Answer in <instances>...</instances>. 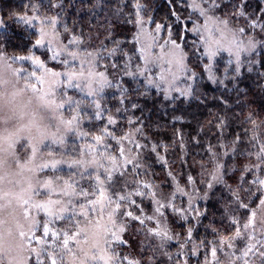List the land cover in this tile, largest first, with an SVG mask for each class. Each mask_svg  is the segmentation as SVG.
I'll list each match as a JSON object with an SVG mask.
<instances>
[{"label":"trees","instance_id":"obj_1","mask_svg":"<svg viewBox=\"0 0 264 264\" xmlns=\"http://www.w3.org/2000/svg\"><path fill=\"white\" fill-rule=\"evenodd\" d=\"M140 2L147 6V11L143 13L145 19L151 16L156 23L170 26L173 38L183 45L187 54V63L198 74V78L194 83L192 81L181 82L179 87L184 88L187 83H192L195 89V98H186L177 92H171V98L165 99L162 91L155 87L147 88L143 77L134 81L125 76L120 82L129 90L128 99L125 101L127 111L122 114L117 113L116 110L121 105L116 89L108 90L102 94L106 100V104L103 106L110 109L109 115L118 118L115 125L118 137L129 133L130 138L131 135H134L141 144L147 145L146 148L139 150L143 153L140 158L141 163L147 167L148 173L141 176L140 179L153 184L157 198L166 201L173 192H176L177 186L194 197L203 196L207 192L208 199H196L195 201V206L205 213L198 223L193 219L194 214L189 216L187 222H184L174 216L170 209L164 210L172 234L178 233L181 242L187 235L186 228L188 226L195 225V231L191 243H188L185 248L181 249L179 242L173 240L167 244L165 249L158 250L154 258L155 264H185V262L186 264H206V261L207 264H215L211 256L212 245L207 242L218 241L219 238L214 235L211 229H217L223 236L226 233H231L234 230V226L229 223L231 216L240 215L242 223L244 210H239V212L235 210L236 205L232 203L233 196L224 186L215 185L211 190L206 188V182L210 179L207 173L213 170L207 149L209 145H217L220 140L221 133L216 126L220 118H223L227 123L223 140L228 144L229 149L232 148L231 141L236 138L238 133L242 139H245L244 130L252 127L250 124L243 123L249 113L261 125V139H264V48H259L258 52L252 55L251 59L257 61L252 65V71L249 72L248 65L245 64L241 68L239 76L233 72V65H229L230 58L227 53L221 54L213 64V71L217 79L222 80L223 83L213 84L208 80V74L204 71V66L211 62L203 56L199 36L190 30L193 27L192 20H195L196 23H203V18H197L198 14L192 12V9L187 6L188 0H171V4L168 0H140ZM238 2L239 0H222L218 14L229 11L233 4ZM261 9H264V0H246L245 11L253 17L259 15L264 18ZM172 11L180 15V23L175 21V17L171 15ZM57 14H59L60 21L66 23L69 29L62 37L66 42L72 35H77L84 41L81 46L92 51L95 55L96 49L103 50L102 42L103 45L112 48V40H119L121 41L120 47L133 57L132 69L135 70L137 65L143 66V62L138 58V50L141 46L151 43V37L141 33L139 43L135 41L138 26L135 24L133 0H100L99 4H97V0H0V45L4 50L16 52L18 55H27L32 52L44 59L54 70L60 71L62 65L48 59L51 53L48 51L47 45L42 47L35 45V40L39 36L36 19L41 18L42 20L44 17H52ZM190 14L192 20L188 19ZM237 26H243L247 30V24L243 19L239 20ZM146 27L149 32L158 37L160 43L167 39L166 31L158 34L154 32L155 24ZM252 34L258 40H264V34L259 30ZM152 51L159 53L160 49L156 47ZM114 59L119 60L122 64L124 57L118 55ZM18 62L27 70L36 69L28 60ZM111 62L112 60L108 59L105 54V60L101 64H110ZM99 70L103 71L104 68L100 67ZM158 71L159 69L153 68L150 75ZM226 71L227 78H225ZM108 75L114 82L117 81V77L112 75L110 67ZM146 88L147 95H141ZM134 89L135 91H133ZM65 92L74 97L73 101L67 105L65 113H71V110L77 107L78 101L85 102L80 104V111L82 115H88L89 119L82 121V126L91 136L77 138L75 133H71L75 138V146L80 144L83 149L85 144L92 143L91 137L99 134L98 127L105 121L95 119V113L89 107L93 98L88 97L86 92L76 87L66 88L63 86L61 94ZM132 103L137 104L138 107L131 108ZM129 117L135 123L129 125L127 123ZM141 122L143 136L135 133V129L141 126ZM111 127L109 126L110 129ZM108 143L112 145L109 151H113L118 157L117 162L122 164L123 159L119 158V150L115 141L109 140ZM153 145L157 146L155 152L151 151ZM247 146V144H241L239 148L243 150ZM124 148L126 156H134L137 151L133 147V151L128 153L129 144L127 141L124 142ZM53 150L55 149L53 148ZM214 151L220 153L223 149L216 147ZM222 162L226 165L227 174L224 178L227 184L236 188L242 174L241 170L244 165L249 163V160L237 155L224 157ZM252 162H255L254 158ZM233 166L237 169L236 171H231ZM60 168L72 169L68 166H60ZM204 168L207 169V172L204 171ZM59 170L61 172V169ZM72 170L75 175V169ZM93 172V169H89L79 177L77 186L87 189L89 176ZM189 176L195 181L194 184L189 183ZM245 178L250 182L253 177L248 174ZM240 195L244 198L243 192ZM134 199H136L139 208L133 205L130 210L135 215H141V208L144 216L154 214V204L151 199L141 197H134ZM187 199V196L177 192L174 203L178 207H186ZM81 201L82 199L79 198L78 202ZM70 217L71 213L65 215V221ZM63 224V221L55 220L51 227L59 230ZM146 226L154 228L156 224L154 221H146ZM140 227L138 221H131L124 233V239L128 243L121 247L126 254L140 259L142 264H148V257L153 256V252L147 246L150 244L154 246L159 243V240L149 237L146 233L138 232ZM38 234L42 235V231L38 230ZM46 239L49 245L53 244L51 236ZM201 240L205 241V245L197 247ZM142 242L145 246L144 251H141ZM33 246H35V241H33ZM238 247L240 249L242 247L240 241L237 242L234 250H227L224 247L223 252L218 251L219 261L231 256L235 264H243L242 261L236 260V257L240 255ZM165 251L172 257L171 260L168 256L163 255ZM194 252L195 254H193ZM231 253H235V255H231ZM32 264H36L34 256ZM45 264H50L47 258H45Z\"/></svg>","mask_w":264,"mask_h":264},{"label":"snow or ice","instance_id":"obj_2","mask_svg":"<svg viewBox=\"0 0 264 264\" xmlns=\"http://www.w3.org/2000/svg\"><path fill=\"white\" fill-rule=\"evenodd\" d=\"M168 2L171 4V0H168ZM99 3L100 0H97V4ZM221 3L222 0H188L187 5L192 9L193 13L198 14L197 18H203V23H196L195 20H192L191 14L188 17L193 23V27L190 30L200 38L203 56L207 57L208 61L211 62L204 66V71L208 74V80L213 84L223 83L222 80L217 79L213 71V64L221 54L227 53L230 58L228 61L229 65H233V72L236 76H239L241 68L245 64L248 65V71H252V65L257 63L256 60L251 59L252 55L257 53L259 48H264V40H258L252 34L256 30L264 34V18L259 15L253 17L245 11L246 0H239L238 3L233 4L229 11L218 14ZM133 4L136 16L135 24L138 26V33L135 37L136 43H139L141 33L151 37V43L147 46H141L138 50V58L143 62L142 67L137 65L135 70L132 69L133 57L120 47L121 41L119 40H112V48H108L102 42L101 47L103 50L100 48L96 49L95 55L92 51L81 46L84 41L77 35H72L67 42H64L63 34L68 32L69 29L66 23L60 21L59 14L52 17H44L41 20L39 36L35 40V45L42 47L46 44L48 51L51 53L48 59L57 61L62 65V71L54 70L44 59L32 52L15 57L17 61L28 60L39 69V71L33 70L27 73L28 77L34 78L38 85H43L42 74L46 73L57 78V86L76 87L86 92L88 97L93 98L89 107L93 109L97 121L103 120L105 122L98 127L100 129L99 134L91 137L92 143L89 144V150L98 151L101 155L106 156L108 160L107 165H101L100 169L94 170V174L89 176V187L87 189L80 188L77 193L79 198H83L79 203L80 210L76 211L74 207L71 211V217L67 221H65V212L58 213L53 210L54 205L59 202L53 197H60L64 193L56 190L52 180H48L41 186L42 189L47 191L49 199L47 201H37L33 205L37 219L28 238L30 245H32L33 253L29 257V264H32L33 256L36 264H45V258L50 261V264H57L58 259L62 264L63 257H58L55 254L57 246L60 245L65 250H70L71 247L75 246L81 236L80 221L89 217H95L98 226L101 221H105V217L107 218L103 246H96L90 257L93 264H142L140 259L126 254L121 247L128 243L124 239V233L127 231L131 221L139 222L141 227L137 230L138 232L146 233L149 237L159 240L158 244L147 246L153 252V256L148 257V264H155L154 258L158 250L165 249L167 244L173 240L179 242L181 249L185 248L188 243H191L193 232L195 231V225L188 226L186 228L187 235L181 242L178 233L172 234L164 210L170 209L174 216L184 222H187L189 216L194 214L193 219L198 223L205 214L195 206V201L196 199H208L207 192L203 196L194 197L177 186L176 192H173L166 201L157 198L153 184L140 179L141 176L148 174L147 167L141 163L140 159L143 153L139 151L142 148H146L147 145L141 144L135 139L134 135H131L130 138L129 133H124V135L118 137L115 129L118 118L109 115L110 109L103 106L106 104V100L102 94L108 92V90L116 89L121 105L116 111L121 114L127 111L125 101L128 99L129 90L120 82L125 76L134 81L138 80L139 77H143L147 88L155 87L157 90L162 91L165 99L171 98V92H177L182 97L195 98V89L192 83H187L184 88L179 87L181 82L192 81L194 83L198 78V74L187 63V54L183 45L173 38L170 26L156 23L151 16L145 19L143 13L147 11V6L142 4L140 0H133ZM261 13H264V9H261ZM171 15L175 17L177 23L181 22L180 15L175 11H172ZM240 19L246 22L247 30L243 26H237ZM151 24H155V33L167 32V39H164L163 43H160L158 37L147 30L146 26ZM49 27L52 30L51 35L59 38V47L49 38L50 34L46 31V28ZM156 47H159V53L152 51ZM83 52H87L89 56L93 57L92 62L88 66L89 80L84 87L76 79L78 75H83L84 73L85 64L79 59L78 55ZM105 54L112 62L102 65L101 62L105 60ZM118 55L124 57L122 64L119 60L114 59ZM100 67H103L104 70H99ZM109 67L112 69V75L117 77L115 82L109 78ZM76 68L80 69L79 73L75 71ZM153 68L159 69V71L150 75ZM69 69H73V71L70 72ZM225 78H227V71ZM36 86L33 85V87ZM147 88L141 95H147ZM64 95L69 96L68 104H70L72 102L70 95L66 92ZM52 103L55 104L56 101L53 100ZM58 107L64 109L65 104L60 103ZM137 107V104H131V108L135 109ZM73 111L72 109L71 112ZM83 117H87V120L89 119L88 115H82L80 101H78L75 114L72 115L68 123L76 122L80 125ZM127 123L131 125L135 121L129 117ZM243 123L250 124L252 127L244 130L245 139H242L238 133L236 138L231 141L232 148L229 149L228 144L223 140L227 123L223 118H220L216 125L221 133L220 140L217 145H209L207 149L209 162L212 163L213 170L207 173L210 179L206 182V188L211 190L215 185L224 186L233 196L232 203L236 205L235 210L237 212L244 210L243 223H241L240 215H232L229 220L230 225L234 226L233 235L223 236L217 229H211L214 235L219 238L218 241L207 242V244L212 245L211 256L215 264H220L217 252H223L225 246L229 249L235 248L237 240L243 241L244 247L241 249L240 255L236 257V260L242 261L243 264H251L250 260L247 259L251 254L258 257L259 264H264V216L261 215V210H264V139H261V125L257 123L251 113H249ZM109 126H112L111 129ZM135 133H139L141 136L144 135L142 122L141 126L135 129ZM84 137H87V133L84 134ZM109 140L115 141L119 150V158L123 159L122 164L117 162V155L113 151H109L112 148V145L108 143ZM125 141L129 144L128 153L133 151V147L137 150L134 156L125 155ZM241 144H247L248 146L241 150L239 148ZM156 147V145H153L151 151L155 152ZM216 147L223 149V151L220 153L215 152L214 148ZM32 151L34 153L35 149L33 148ZM237 155L249 160V163L243 166L236 188H232L224 178L227 171L226 165L222 160L224 157ZM253 158L255 162H252ZM57 163L52 161L44 164L42 168L56 169ZM129 165H131V168H129ZM202 167L204 166L202 165ZM236 170L234 166L231 169V171ZM204 171L207 172V169L204 168ZM248 174L253 177L250 182L245 178ZM188 179L190 184L195 183L191 176ZM66 187H72V185L66 184ZM177 192L188 197L186 207H178L174 203ZM241 192L244 193V198L241 197ZM134 197L151 199L154 204V214L144 216L141 208V215H135L130 210L133 205L139 208ZM25 203L28 202L25 201ZM41 213L43 216H41ZM30 214V211L25 212V215ZM44 217H47V219ZM53 220L63 221L68 227L62 226L59 230L53 229L50 226ZM146 221H154L156 227H147ZM38 230L42 231V235L38 234ZM49 236L53 239V244L51 245L48 244L46 239ZM33 241H35V246H33ZM204 245L205 241L201 240L197 247ZM144 250L145 246L142 242L141 251ZM163 255L168 256L169 260L172 258L166 251L163 252ZM231 255H235V253H231ZM233 264H235V261H233Z\"/></svg>","mask_w":264,"mask_h":264},{"label":"clouds","instance_id":"obj_3","mask_svg":"<svg viewBox=\"0 0 264 264\" xmlns=\"http://www.w3.org/2000/svg\"><path fill=\"white\" fill-rule=\"evenodd\" d=\"M46 31L59 47V38L51 35V28H46ZM78 55L85 68L83 75L76 79L84 87L89 80L88 66L93 57L87 52ZM16 56L18 53L6 51L0 45V264H29L33 253L28 238L37 219L33 205L49 199L48 195L37 194L42 185L52 180L56 190L64 193L53 197L59 201L54 205V211L68 214L74 207L79 211L78 178L89 169L98 170L101 165L108 164L106 156L89 150V144H85L83 149L80 144L68 145L67 138L71 133H75L77 138L84 137L86 133L87 137L91 136L82 124L68 123L75 114V108L73 112L65 113L58 107L60 103L67 105L69 96L58 91L61 86H57L56 77L42 74L41 86L34 78L21 75L28 70L22 68ZM75 71L79 73L80 69ZM70 98L73 101L74 97L70 95ZM84 103L80 101V104ZM82 120L86 121L87 117ZM45 142L59 150H42ZM69 147L73 150L66 152ZM52 161L58 162L57 167L66 165L75 169L76 174L44 175V170L49 168L42 166ZM66 184L72 187H66ZM26 211L31 214L25 215ZM261 215L264 216V210H261ZM106 219L99 226L95 217L80 221L81 236L77 244L70 250L58 245L55 250L58 257H63L62 264H93L90 257L96 246H103ZM63 226L68 227L67 224ZM57 264H61L59 259ZM220 264H233V260L227 256Z\"/></svg>","mask_w":264,"mask_h":264},{"label":"rangeland","instance_id":"obj_4","mask_svg":"<svg viewBox=\"0 0 264 264\" xmlns=\"http://www.w3.org/2000/svg\"><path fill=\"white\" fill-rule=\"evenodd\" d=\"M36 21H37L38 26L40 27V24H41V18L36 19ZM36 26H37V25H36ZM64 42H66V41L64 40ZM62 70H63V68L61 67L60 71H62ZM28 71H33V70H28ZM35 71H39V69L36 68ZM21 75H27V72L21 73ZM58 91L61 93V92L63 91V86H61L60 89H58ZM67 105H68V104H67ZM67 105H65L63 111H65ZM72 136H73V134H69V136H68V138H67V143H68V145H70V146L75 145V138L72 137ZM49 148H52V149L54 148L55 150H59L57 147L52 146V145L50 144V142H45V144L42 146V150H48ZM72 150H73V149H72L71 147H69V148L66 149L65 151L67 152V151H72ZM60 166H66V165H60ZM60 166H58L56 169H51V168L46 169V170H44V173H43V174H44V175L63 174V175H65V176H67V175H69V174H73V175H74V171H73L72 169H62V168H60ZM59 169H61V172H60ZM37 191L39 192V195H40V196L48 195V193H47L46 190L38 189ZM81 199H83V198H81ZM78 203H80V202H78ZM66 215H68V214H66ZM41 216H43L42 213H41ZM44 218L47 219V217H44ZM53 221H55V220H53ZM242 223H243V222H242ZM50 226H51V225H50ZM233 233H234V230H233L231 233H228V234L226 233L225 236H231V235H233ZM239 241H240V243H241V245H242L241 249H243V247H244V242H243V241H241V240H237V241L235 242V245H236L237 242H239ZM225 248H226L227 250L229 249V248H227V246H225ZM235 248H236V246H235ZM235 248H232V249L234 250ZM241 249L238 247L239 254L241 253ZM247 259L250 260L251 264H259V259H258L257 256H253V255L250 254L249 257H247Z\"/></svg>","mask_w":264,"mask_h":264}]
</instances>
